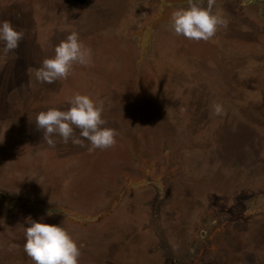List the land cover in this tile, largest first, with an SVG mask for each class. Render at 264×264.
<instances>
[{
	"label": "rangeland",
	"instance_id": "1",
	"mask_svg": "<svg viewBox=\"0 0 264 264\" xmlns=\"http://www.w3.org/2000/svg\"><path fill=\"white\" fill-rule=\"evenodd\" d=\"M209 2L0 0L24 32L0 42V264H34L29 216L64 226L79 264H264V0H211L227 23L208 41L173 32ZM73 32L90 62L38 82ZM76 93L103 104L112 147L44 139L36 116Z\"/></svg>",
	"mask_w": 264,
	"mask_h": 264
},
{
	"label": "clouds",
	"instance_id": "2",
	"mask_svg": "<svg viewBox=\"0 0 264 264\" xmlns=\"http://www.w3.org/2000/svg\"><path fill=\"white\" fill-rule=\"evenodd\" d=\"M226 23L222 15L212 11L211 0L207 7L192 3L188 8L176 10L171 17V28L177 36L196 41L210 40ZM23 37L24 32L11 22H0V42L5 55L14 52ZM90 59L91 50L84 46L78 33L73 32L56 46L53 57L42 61L34 76L38 82L52 84L66 79L74 64L87 65ZM68 103V110L53 108L36 116V125L43 130L48 145H55L54 136L61 137L64 143L70 139L74 144L81 143L73 137L74 127L79 128L80 137L89 142V151L110 148L116 143V130L104 127L101 102L87 94L76 93ZM214 111L219 114L220 106H215ZM26 223L24 251L34 264H79L80 247L64 226L33 220L30 216L26 217Z\"/></svg>",
	"mask_w": 264,
	"mask_h": 264
},
{
	"label": "trees",
	"instance_id": "3",
	"mask_svg": "<svg viewBox=\"0 0 264 264\" xmlns=\"http://www.w3.org/2000/svg\"><path fill=\"white\" fill-rule=\"evenodd\" d=\"M238 1H240V2L243 3V4H247V3H251V2H253V1H255V0H238ZM146 26H148V24H147ZM149 26H150V25H149Z\"/></svg>",
	"mask_w": 264,
	"mask_h": 264
}]
</instances>
